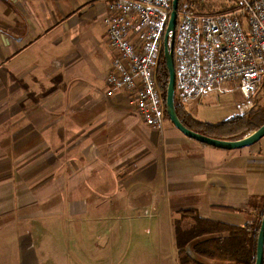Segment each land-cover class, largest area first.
I'll return each instance as SVG.
<instances>
[{
	"label": "crops",
	"instance_id": "0c3cea01",
	"mask_svg": "<svg viewBox=\"0 0 264 264\" xmlns=\"http://www.w3.org/2000/svg\"><path fill=\"white\" fill-rule=\"evenodd\" d=\"M107 1L0 0V264H43L37 243L65 229L72 264H178L180 211L242 226L264 210V136L208 146L167 118L148 127L130 92L107 94ZM219 93L181 109L218 124L251 107L242 95L204 116Z\"/></svg>",
	"mask_w": 264,
	"mask_h": 264
},
{
	"label": "built area",
	"instance_id": "2783aa9c",
	"mask_svg": "<svg viewBox=\"0 0 264 264\" xmlns=\"http://www.w3.org/2000/svg\"><path fill=\"white\" fill-rule=\"evenodd\" d=\"M214 12L199 11L195 0L178 7L173 48L175 99L200 102L230 82L251 100H264V0H225ZM172 0H108L104 18L113 57L107 94L130 92L134 113L161 131L165 106L158 83Z\"/></svg>",
	"mask_w": 264,
	"mask_h": 264
},
{
	"label": "trees",
	"instance_id": "16d2710c",
	"mask_svg": "<svg viewBox=\"0 0 264 264\" xmlns=\"http://www.w3.org/2000/svg\"><path fill=\"white\" fill-rule=\"evenodd\" d=\"M157 77L165 106L168 71L163 51ZM175 107L184 126L198 133L224 140L242 138L264 123V106L256 112L243 113L218 124L194 119L181 109L176 99ZM165 117L167 118L166 111ZM262 213L256 215L251 222L236 226L202 218L192 209L180 211L179 217L174 219L178 264H207L202 258L218 259L232 264H254Z\"/></svg>",
	"mask_w": 264,
	"mask_h": 264
},
{
	"label": "water",
	"instance_id": "95a60500",
	"mask_svg": "<svg viewBox=\"0 0 264 264\" xmlns=\"http://www.w3.org/2000/svg\"><path fill=\"white\" fill-rule=\"evenodd\" d=\"M179 0H172L171 11L163 37V57L168 71V83L165 94V111L169 121L185 136L196 140L208 146L231 150L249 146L257 142L264 136V123L257 129L247 133L245 136L235 140H224L198 133L184 126L180 121L175 107V66L173 57V48L175 40V27ZM264 253V211L258 230L256 241L255 261L254 264H263Z\"/></svg>",
	"mask_w": 264,
	"mask_h": 264
},
{
	"label": "rangeland",
	"instance_id": "374dc122",
	"mask_svg": "<svg viewBox=\"0 0 264 264\" xmlns=\"http://www.w3.org/2000/svg\"><path fill=\"white\" fill-rule=\"evenodd\" d=\"M181 1L182 0H179L180 5H181ZM195 3L199 11L214 12L218 10V8H220L222 5H224L226 1L225 0H195ZM3 89H6V88H3ZM231 89L224 90L223 92H221V94L219 93L218 97H216V99H214V101H212L211 103L203 104L202 107L204 108V111H203L205 113L204 116H207V115L212 116L214 115V113L218 112L219 110L222 111V110L234 109L235 105L237 103H240L242 93L238 91L237 89H234L233 87H231ZM243 99L245 100L246 104L251 106L250 109H248L249 107L247 108L248 111L246 112V114L256 112L264 106V100H262L259 95H257L255 98L251 100L245 97H243ZM4 120H6V118L2 119L3 121L2 124H5L4 126H6L7 121L4 122ZM2 124L0 125V127L2 126ZM25 180H27L28 182H31L33 179H25ZM41 182H42V179H35L34 181H32V185L37 186ZM71 231L72 230H66V229L64 230V234L66 235L64 239L62 235H58L56 233L55 240H53V242H46L45 240L44 242L37 243V249L40 250V253L43 255L41 258L43 264H72L71 263L72 258L70 256L72 254L71 244L65 242V240L70 238ZM84 234L87 235L86 231ZM111 259L113 258H110V260ZM118 260L126 261L128 259H118ZM88 261L90 263V260ZM81 262H84V264H87V259L81 258ZM99 264H102V263H99ZM219 264H227V263H219ZM228 264H232V263L229 262Z\"/></svg>",
	"mask_w": 264,
	"mask_h": 264
}]
</instances>
